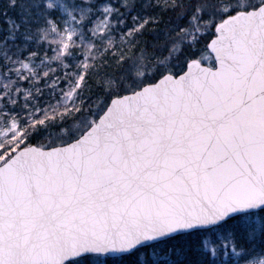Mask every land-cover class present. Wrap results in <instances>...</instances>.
Segmentation results:
<instances>
[{"label":"snow or ice","instance_id":"obj_1","mask_svg":"<svg viewBox=\"0 0 264 264\" xmlns=\"http://www.w3.org/2000/svg\"><path fill=\"white\" fill-rule=\"evenodd\" d=\"M0 264H264V0H0Z\"/></svg>","mask_w":264,"mask_h":264}]
</instances>
